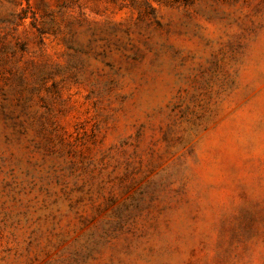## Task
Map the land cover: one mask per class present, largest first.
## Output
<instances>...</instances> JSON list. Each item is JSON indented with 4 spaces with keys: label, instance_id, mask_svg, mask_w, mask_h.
I'll return each mask as SVG.
<instances>
[{
    "label": "rangeland",
    "instance_id": "rangeland-1",
    "mask_svg": "<svg viewBox=\"0 0 264 264\" xmlns=\"http://www.w3.org/2000/svg\"><path fill=\"white\" fill-rule=\"evenodd\" d=\"M0 264H264V0H0Z\"/></svg>",
    "mask_w": 264,
    "mask_h": 264
}]
</instances>
